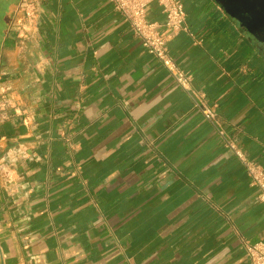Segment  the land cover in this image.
Masks as SVG:
<instances>
[{"label": "crops", "instance_id": "obj_1", "mask_svg": "<svg viewBox=\"0 0 264 264\" xmlns=\"http://www.w3.org/2000/svg\"><path fill=\"white\" fill-rule=\"evenodd\" d=\"M0 0V264H251L264 202V42L217 0H183L168 43L213 122L110 0ZM148 17L164 22L152 1Z\"/></svg>", "mask_w": 264, "mask_h": 264}, {"label": "built area", "instance_id": "obj_2", "mask_svg": "<svg viewBox=\"0 0 264 264\" xmlns=\"http://www.w3.org/2000/svg\"><path fill=\"white\" fill-rule=\"evenodd\" d=\"M43 0H20L17 17L12 28L20 31L31 30L37 23ZM121 15L130 23L143 46L154 54L169 70L177 85L193 97L195 106L206 118L218 122L216 110L193 88V76L184 70L171 55L168 43L182 30H189L183 0H157L166 14L164 22L148 17V6L154 0H110ZM226 146L233 151L246 166L251 183L258 190V197L264 202V166L249 158L245 151L232 139H226ZM243 245L251 264H264V241L244 240Z\"/></svg>", "mask_w": 264, "mask_h": 264}, {"label": "water", "instance_id": "obj_3", "mask_svg": "<svg viewBox=\"0 0 264 264\" xmlns=\"http://www.w3.org/2000/svg\"><path fill=\"white\" fill-rule=\"evenodd\" d=\"M252 35L264 42V0H217Z\"/></svg>", "mask_w": 264, "mask_h": 264}]
</instances>
